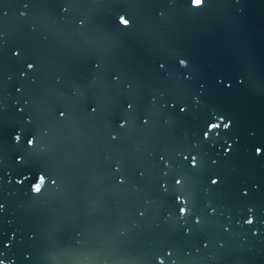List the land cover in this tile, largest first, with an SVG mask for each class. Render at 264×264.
Returning a JSON list of instances; mask_svg holds the SVG:
<instances>
[{
	"label": "water",
	"instance_id": "obj_1",
	"mask_svg": "<svg viewBox=\"0 0 264 264\" xmlns=\"http://www.w3.org/2000/svg\"><path fill=\"white\" fill-rule=\"evenodd\" d=\"M257 148L264 0H0L4 264H264Z\"/></svg>",
	"mask_w": 264,
	"mask_h": 264
},
{
	"label": "clouds",
	"instance_id": "obj_2",
	"mask_svg": "<svg viewBox=\"0 0 264 264\" xmlns=\"http://www.w3.org/2000/svg\"><path fill=\"white\" fill-rule=\"evenodd\" d=\"M203 2H204V0H193V5H194V6H201V5H203ZM120 22H121L125 27H127V26L130 24V21L127 20V19H126L125 17H123V16L120 17ZM17 54H18V53H17ZM180 63H181L182 65H186V64H187V61L182 60ZM33 67H34V66H33L32 64H29V65H28V68H29V69H32ZM184 110H185V109H182V111H184ZM93 111H95V109H93ZM60 115H61V117H63V116H64V113L61 112ZM221 122H223V118H221ZM125 124H126V122H123V123L121 124V127L125 126ZM223 127H224V129H228V128L230 127V122H229V123H224V124H223ZM218 128H220V123H212V124L209 125V132H211V131H213V130H215V129H218ZM207 137H208V133H205V138H207ZM114 138H115V137H114ZM14 139H15V141L19 142V140H20V136L17 135V136H15ZM34 143H35V139H34V138L28 140V145H29L30 147L33 146ZM256 151H257V154H260L261 152H264V149L257 148ZM192 166H193V167L196 166V158H195V157L192 158ZM43 182H44V180H43V177L41 176V177L39 178V182L36 183V184H33V185H32V191H33L34 193H39V192L41 191V188H42ZM121 182H122V181H121ZM181 182H182V181H180V180H177V181H176L177 184H179V183H181ZM18 183H23V181H22V180H21V181H18ZM212 183H213V184H216V183H218V180H217V179H213ZM177 200H178V202H182V203H185V204L187 203L186 201L182 200L181 197H177ZM187 212H188V209H187L186 207H182V208L180 209V214H181L182 216H183V215H186ZM196 222L199 223V218H197V221H196ZM246 223H247V224H252V223H254V218H253V217H249V219L246 221ZM169 254H171V253H169ZM0 264H4V262L0 261ZM161 264H163L162 261H161Z\"/></svg>",
	"mask_w": 264,
	"mask_h": 264
}]
</instances>
